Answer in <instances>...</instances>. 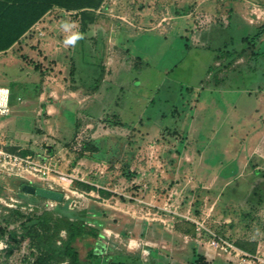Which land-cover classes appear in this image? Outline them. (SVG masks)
Wrapping results in <instances>:
<instances>
[{
	"label": "rangeland",
	"instance_id": "rangeland-1",
	"mask_svg": "<svg viewBox=\"0 0 264 264\" xmlns=\"http://www.w3.org/2000/svg\"><path fill=\"white\" fill-rule=\"evenodd\" d=\"M98 11L74 49L40 46L45 27L0 53L11 89L0 141L48 164L32 183L64 194L26 205L0 176V264H33L29 238L6 256L8 232L44 206L92 229L76 242L90 264H264V0H105Z\"/></svg>",
	"mask_w": 264,
	"mask_h": 264
},
{
	"label": "trees",
	"instance_id": "trees-1",
	"mask_svg": "<svg viewBox=\"0 0 264 264\" xmlns=\"http://www.w3.org/2000/svg\"><path fill=\"white\" fill-rule=\"evenodd\" d=\"M105 0H0V52L10 49L28 32L47 12L58 7L66 11L76 12L79 17L80 30L97 22L99 9ZM111 126H127L124 121H109ZM17 180V187L22 195L23 204H30L33 198H45L24 193L21 189L23 183H31L21 177H12ZM35 185H38L36 182ZM61 209V205H57ZM39 216L30 219L28 225H23V232L9 231L8 239L14 243L8 245L6 256L13 252L14 244L20 238H29L30 244L38 250L33 264H54L67 262L68 264H90L89 258L82 260L76 242L85 234L92 237V229H87L79 220L67 217H54L45 208L41 209ZM64 233V235H62ZM88 256L94 257L93 250L88 251Z\"/></svg>",
	"mask_w": 264,
	"mask_h": 264
},
{
	"label": "built area",
	"instance_id": "built-area-1",
	"mask_svg": "<svg viewBox=\"0 0 264 264\" xmlns=\"http://www.w3.org/2000/svg\"><path fill=\"white\" fill-rule=\"evenodd\" d=\"M11 112V89L0 85V117ZM51 173V167L35 160L20 149L12 150L0 141V176L21 177L29 182L42 180ZM227 247V246H226Z\"/></svg>",
	"mask_w": 264,
	"mask_h": 264
},
{
	"label": "crops",
	"instance_id": "crops-1",
	"mask_svg": "<svg viewBox=\"0 0 264 264\" xmlns=\"http://www.w3.org/2000/svg\"><path fill=\"white\" fill-rule=\"evenodd\" d=\"M61 12H65V13H76V12H72V11H66V10L61 9V8H58V7H54L49 12H47L36 24H34V26L28 32H26L25 35L22 38H24L26 35H29V33H31V31L34 30V29L41 30V29H43V28L46 27V30H47L46 36L47 37H44V33L45 32H43V30H42L40 37H37L36 36L33 40L34 41L36 40V42H37L39 39H45L46 41L40 43V46H44V48L47 47L48 45H50V46L51 45H54L55 42L60 43V44H63L62 43L63 41H61V39L64 40V38L69 33H63V32L60 31V29H59V21L53 19V21L49 22V19L51 18V16L53 17V15H51V14L61 13ZM77 22H78V26H79V30H80L79 17H78V21ZM18 43L19 42L15 43L13 46L18 45ZM13 46L11 48H13ZM60 50H63V47H61ZM87 64H89V63H87ZM112 66H114L115 68H118V66L116 64L115 65H112ZM58 68H60V67H58ZM123 68H126L128 70V67L127 66L126 67H123ZM263 72H264V69H260L259 68V74L260 75L258 76V78H260V81H261L260 82V87H261L260 93L261 94L259 95V98L261 99V103H262L263 107H262V115L260 114L261 117L258 119L259 122H257L255 124L257 126V128H258V130L256 129L257 131L255 133H257L258 136L264 132V131L262 132L263 125H264V123L262 121L264 119V76H263ZM47 86H49V85H47ZM50 93H53V91H51ZM39 101H41V97L39 98ZM49 101H50L49 104H45L44 102L41 101L42 102L41 105L45 106L44 108L47 109V114H50L51 111H53V112L56 111V105L59 103V100L58 99H55L54 97H52V99L49 100ZM26 102L29 103L28 101H26ZM13 107H14L13 108L14 109L13 114L14 113H16L15 115L18 114L19 115V117H18L19 120H25V118H28V117H26L27 115H29L28 114V111H27V104L23 105V103L20 102V103H17L16 106L13 105ZM69 114H71L70 116L72 117V113H69ZM2 118H4V117H1L0 120H2ZM9 118H5V120L1 121L2 125H5V122ZM253 127H255V126H253ZM260 136H263V135H260ZM252 144H253V141L251 139V142L248 145V147L250 145H252ZM258 150L259 151L264 150V146L262 145Z\"/></svg>",
	"mask_w": 264,
	"mask_h": 264
},
{
	"label": "clouds",
	"instance_id": "clouds-1",
	"mask_svg": "<svg viewBox=\"0 0 264 264\" xmlns=\"http://www.w3.org/2000/svg\"><path fill=\"white\" fill-rule=\"evenodd\" d=\"M78 22L72 21L70 19H64L59 22V29L63 33H71L67 35L63 40V46L65 48H75L77 44L85 39V34L78 30ZM4 245L0 243V249H2Z\"/></svg>",
	"mask_w": 264,
	"mask_h": 264
},
{
	"label": "water",
	"instance_id": "water-1",
	"mask_svg": "<svg viewBox=\"0 0 264 264\" xmlns=\"http://www.w3.org/2000/svg\"><path fill=\"white\" fill-rule=\"evenodd\" d=\"M21 189L24 193L36 195L56 202H61L64 197V194L60 191L54 190L50 187L37 186L33 183H23Z\"/></svg>",
	"mask_w": 264,
	"mask_h": 264
}]
</instances>
